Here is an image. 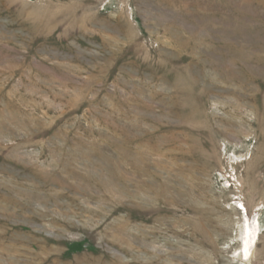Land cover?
Returning a JSON list of instances; mask_svg holds the SVG:
<instances>
[{
	"label": "rangeland",
	"instance_id": "1",
	"mask_svg": "<svg viewBox=\"0 0 264 264\" xmlns=\"http://www.w3.org/2000/svg\"><path fill=\"white\" fill-rule=\"evenodd\" d=\"M0 264H264V0H0Z\"/></svg>",
	"mask_w": 264,
	"mask_h": 264
}]
</instances>
